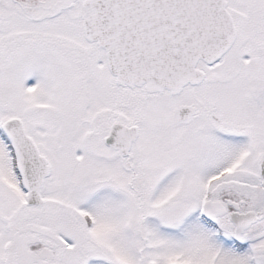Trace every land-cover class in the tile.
Returning a JSON list of instances; mask_svg holds the SVG:
<instances>
[{"label":"snow or ice","instance_id":"1","mask_svg":"<svg viewBox=\"0 0 264 264\" xmlns=\"http://www.w3.org/2000/svg\"><path fill=\"white\" fill-rule=\"evenodd\" d=\"M0 264H264V0H0Z\"/></svg>","mask_w":264,"mask_h":264}]
</instances>
